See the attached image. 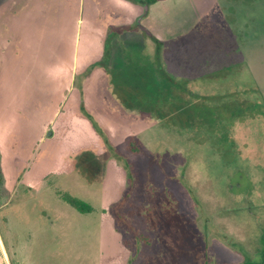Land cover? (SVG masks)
I'll return each mask as SVG.
<instances>
[{
	"label": "rangeland",
	"instance_id": "obj_1",
	"mask_svg": "<svg viewBox=\"0 0 264 264\" xmlns=\"http://www.w3.org/2000/svg\"><path fill=\"white\" fill-rule=\"evenodd\" d=\"M27 1L43 8L38 16L31 5L32 19L22 17L17 32L22 56L32 66L21 72L26 80L0 72V239L11 263L20 264L24 250L33 264L259 263L264 254V9L254 13L259 21L247 25L249 39L239 46L234 14L225 17L229 0H156L141 21L163 44L155 49L130 22L143 3L122 4L127 23H105L94 32L82 2L77 10L75 0ZM241 1L237 11L251 16L253 1ZM87 7L86 15L92 11ZM17 21L11 23L16 28ZM99 38L108 52L102 59ZM95 58L101 90L138 121L116 119V105L100 97L101 85L92 74L83 79L84 92L95 109L86 111H97L102 119L93 123L109 138L112 154L100 140L71 153L52 150L54 142L48 140L39 150L37 128L56 121L75 100L74 90L60 104L74 81L68 69ZM86 68L78 71V85ZM163 75L178 84L194 78L186 88L193 99L178 95ZM56 85L59 92L50 99ZM23 86L28 90L22 94ZM213 121L221 122L220 133L227 137L206 135L216 126ZM64 122L48 130L57 137ZM123 164L135 183L131 197L121 200L128 174ZM66 197L85 203L90 215L79 218ZM33 212L38 228L40 214L46 221L51 216L52 232L26 226Z\"/></svg>",
	"mask_w": 264,
	"mask_h": 264
},
{
	"label": "crops",
	"instance_id": "obj_2",
	"mask_svg": "<svg viewBox=\"0 0 264 264\" xmlns=\"http://www.w3.org/2000/svg\"><path fill=\"white\" fill-rule=\"evenodd\" d=\"M77 1V4L74 5L75 9H79V6L81 5L82 2V14H84L85 18L87 19V21L89 22V27H91V29L95 32L100 31V29L104 28L103 25H106L109 23L108 26H112V25H122V24H126L127 20L123 18V8H122V4L127 5V6H132L135 7L133 5H131L130 3L124 1V0H116L114 2V5L109 4L107 0H98V3H95L94 0H89L91 5L90 7H87V3L86 0H75ZM104 1V2H103ZM15 5L12 6L11 9V5H10V0H4L3 3L0 4V72L4 73L2 75V77H16V78H24V74H21V72L23 71V69L25 70L26 67L32 66L31 63H27V59L25 57V59L22 56V50H21V38L20 36H18L17 32L21 31L22 23V17L24 18H31V13L34 10V8L31 5H36V8L39 9V13L38 16H40V11H43V8H40V5L38 4V2H33L28 4L27 0H14ZM98 4V5H96ZM107 10L102 16L103 18H101V15H98L96 13V8L97 6H101V5ZM89 5V2H88ZM16 7V10H18V16H13L14 13H17L16 10L14 11ZM86 7L87 8H91L92 11L90 10L89 14H85L86 13ZM93 7L95 9H93ZM122 8V9H121ZM11 11H13L14 13H12L13 15L11 16ZM93 12V13H91ZM37 16V17H38ZM35 18L36 20H38L39 18ZM17 19V23H18V28H16V25H12L11 23L13 22V20ZM32 19V18H31ZM126 21V22H125ZM77 22H79V19H77ZM104 23V24H103ZM106 23V24H105ZM82 24V21H81ZM144 27V26H143ZM145 28V27H144ZM146 29V28H145ZM147 31V30H146ZM103 32V31H102ZM76 33V32H75ZM103 36V34H102ZM97 41H99L98 43H96V45H98L99 47V56L98 59L101 58L102 59V54H105V49L103 50V43H102V38H99ZM103 54V56H104ZM97 58L95 59H90L88 61H86V63L79 69L78 65L74 66L71 65L70 69H68V74L71 76V78H73V82L71 81V90H70V86L67 89V93L61 98V102L62 103L63 99L65 98V96L67 95L70 96L72 94L73 97V91L75 90L76 92V96H75V100L73 99V103H71V107L70 109H62V113L58 114V118L56 121H47L44 125H41L40 127L37 128L36 131V137L34 138L35 143H38V149H45L48 147V140H52L54 142V146L51 145L49 148H51L54 151H58V152H62V149H66V153H71L80 149H89V148H85L88 146H96L98 140H100L96 134L94 133V131L91 128V125L89 124L88 121H86L84 119V117L80 114L79 112V103L81 101V99L79 100V98L81 96L84 97L83 102H84V106L86 110H89L91 112V110L95 109L93 106H91L87 101V97L85 94V89H84V80L85 77H92V74H94V76L98 79L97 84L98 86H100L101 83V78H102V71L99 70L98 68L92 66V63L95 60H98ZM100 59V60H101ZM87 66V68L84 70L86 71L85 74L82 77V81H80V85L77 84L78 82V71L83 70L85 67ZM25 72V71H23ZM53 75V74H52ZM51 75V76H52ZM58 75V74H56ZM22 76V77H21ZM1 77V76H0ZM50 77V76H49ZM45 78V77H43ZM39 79L38 81H42V79ZM76 80H75V79ZM100 78V79H99ZM24 80H26V78H24ZM36 91H42L41 87H38V83H35L34 87H33ZM55 88V92L53 91V89ZM52 88L51 90H49L50 92V99L52 98V96L55 94H57L58 91V87L57 85ZM26 86L21 87L20 92L26 93ZM28 90V89H27ZM70 90V91H69ZM69 91V92H68ZM39 92V93H40ZM49 101V100H48ZM66 102H68V100L66 99ZM40 103V102H39ZM59 104V103H58ZM59 104V105H60ZM90 106V107H89ZM96 118L98 117V121H102V119L98 116L97 111L92 113ZM57 121H65L64 125L67 127L69 126H75V128H73V130H69V132H65V128H64V132L61 131V133H59L57 135V137L54 136V132L52 133L51 130L49 131L48 129H50L49 127L53 128L54 123H56ZM103 121H106V119H104ZM50 125V126H49ZM41 128V129H40ZM39 130V131H38ZM38 132V134H37ZM48 133H50L48 135ZM68 139V145H65V139ZM101 142V141H100ZM57 143V144H56ZM68 146V147H67ZM23 149V148H22ZM69 151V152H68ZM54 153V152H53ZM53 153H50V155H53ZM32 164V162H31ZM34 166L33 164L31 165V167ZM89 190V189H88ZM35 206H37L35 204ZM70 206V205H68ZM39 208V206H37ZM71 208L75 209L74 207L70 206ZM40 209V208H39ZM76 210V209H75ZM45 211V209H44ZM78 211V210H77ZM86 213V214H85ZM35 214L33 212V217L31 216L32 223L30 222V220L27 219L25 220L26 226H29L30 229L35 227L34 230L32 231H38L41 234V230L42 227H46V232H52L51 229L53 228V219H51V216L47 215V221L44 219H42V215L45 214H40L41 216V221L43 226H41L40 228H38V223L39 222V216L37 215L36 219H35ZM80 215L85 216L86 215H90V213L87 212H80L79 214V218ZM35 223V224H33ZM37 225V226H36ZM41 225V224H40ZM39 225V226H40ZM59 225V221L58 224L56 223V226L58 227ZM102 225H100L101 228ZM115 229H112L111 231H113ZM68 240V238H67ZM71 247V246H68ZM65 249V248H64ZM25 250L24 252H22L21 256L19 257L20 259V264H29L32 263L33 264V260L32 258H30L28 255L25 254ZM11 259L8 258L5 250H4V246L1 242L0 239V264H12L11 261L9 260ZM32 260V261H31ZM38 261V260H37Z\"/></svg>",
	"mask_w": 264,
	"mask_h": 264
},
{
	"label": "trees",
	"instance_id": "obj_3",
	"mask_svg": "<svg viewBox=\"0 0 264 264\" xmlns=\"http://www.w3.org/2000/svg\"><path fill=\"white\" fill-rule=\"evenodd\" d=\"M125 1H128V2H130V3H133V4H140V3H143V4H145V5H151V4H153V3H155L156 2V0H125ZM253 1V3H251L252 5H253V7H254V9L249 13V15H251V16H246V15H248L247 13H244V12H241V13H239L238 11H237V8H240V7H242L241 5H243L244 4V2L243 1H241V0H229V5H228V13H226V15H225V17L226 16H233V14H234V20H233V25L235 26V28H234V41L236 40V41H238L239 43H237L239 46H242V40H244V39H249V37L247 36V33H246V30H245V28L247 27V25H249V23H256L257 21H259V19L256 17V15L257 14H259V12H262L263 11V9H264V7H261L262 6V3L264 2V1H262V0H252ZM258 1H259V5H258ZM262 1V2H261ZM254 13H257V14H254ZM254 14V15H253ZM246 16V17H245ZM256 19V20H255ZM249 21V22H248ZM230 23V22H229ZM262 23H264V22H262ZM257 24H260V23H257ZM229 26H231V24H229ZM250 26V25H249ZM262 28V30L264 29V27H261ZM144 31V30H143ZM248 31V30H247ZM145 37H148L149 38V34L147 33V32H145L144 31V33H142ZM253 36V33H250L249 34V36ZM255 36V35H254ZM151 37V36H150ZM248 37V38H247ZM163 45L162 43H160V42H158L157 40H155V45H156V47L158 46V45ZM236 44V46H238ZM245 45V44H244ZM230 48H231V46H230ZM157 53V52H156ZM157 56V55H156ZM159 68V66L156 64V70ZM161 69H158V71H160ZM179 70V69H178ZM161 73V72H160ZM163 78L166 80L165 82L168 84H171L174 88H176V92L178 93V95H181V96H186V98L188 99V98H190L191 100L193 99V97L195 96V94L194 95H191L190 94V96L188 97V94H186L187 93V91L189 92V90H187L186 88H187V85H188V82H190V81H194V78H191V79H186V78H184V79H182V83H180V84H178V83H174L173 81H172V79L169 77V76H164L163 75ZM219 79V78H218ZM218 79H216V80H218ZM220 79H222V78H220ZM228 85H229V83H228ZM181 86V87H180ZM178 90H180V92H178ZM190 93V92H189ZM201 97H203V96H201ZM224 98L225 97H221V101L222 102H227L228 103V105L231 103V101H229V100H224ZM257 106V107H256ZM259 105H257V104H255L254 103V105H253V110H258L259 109ZM247 109V108H246ZM245 109V110H246ZM79 112H80V114L82 115V116H84V117H90V115L84 110V108H83V105H82V103L80 102V105H79ZM244 112V114L246 113V111H243ZM245 115H247V114H245ZM263 116H264V113H263ZM245 117H248V116H245ZM90 123H91V125H92V127H93V129H94V132L99 136V139H100V141H101V143H102V145L104 146V147H106L107 148V151H109V153L110 154H112L110 151H111V149H112V147L110 146V144H109V141L107 140V138H106V136L104 135V133L100 130V129H98L95 125H94V123H93V121H89ZM220 124H221V122H219ZM219 123L218 122H216V121H213V124H215L214 126V128L213 129H211L209 132V134H206L207 136H211V137H214V134L216 135V134H221V136L220 137H222V138H225V137H227V135H226V133H220L221 131H220V127H219ZM94 125V126H93ZM222 125V124H221ZM201 130V129H200ZM211 131H213V134H211L212 132ZM208 133V132H207ZM228 142L227 141V138H226V140H223V141H221V143H222V145L223 144H226V143ZM224 146V145H223ZM114 149V148H113ZM113 157V159L115 160V161H120L121 159H120V157L118 156V155H113L112 156ZM126 164V163H125ZM125 164H123L122 166H123V169H124V171L125 172H127V170L128 169H126V168H128ZM128 173V172H127ZM1 177V176H0ZM127 180H126V182H127V185H126V189H127V191H126V193H125V191L121 194V200L122 199H127L128 197L130 198L131 197V190L133 189V184L135 183V179L134 178H132V174L131 173H128L127 174V178H126ZM119 199V200H120ZM121 200L120 201H118V203H119V206L121 207ZM65 201L70 205V206H72V207H74L76 210H78V211H80V212H89V208H88V206L85 204V203H83V202H81V201H79V200H77V199H74V198H71V197H66L65 198ZM121 217H120V215L119 214H114V219L116 220V221H119L118 219H120ZM252 264H264V254L260 257V260H259V263H252Z\"/></svg>",
	"mask_w": 264,
	"mask_h": 264
},
{
	"label": "flooded vegetation",
	"instance_id": "obj_4",
	"mask_svg": "<svg viewBox=\"0 0 264 264\" xmlns=\"http://www.w3.org/2000/svg\"><path fill=\"white\" fill-rule=\"evenodd\" d=\"M125 1V0H124ZM126 2H128V1H126ZM128 3H130V2H128ZM131 5H133V6H135V7H138V4H133V3H130ZM226 8H227V5L225 6ZM93 9H95V8H93ZM147 10H148V7H147V5H145V4H143V7H142V12L141 13H137L133 18H132V20L130 21L131 22V24H133V26L140 32V33H144V31L143 30H141L140 29V27L139 26H142L143 27V25L141 24V21L144 19V16L146 15V12H147ZM107 10L103 7V6H97V8H96V13L98 14V15H103L105 12H106ZM91 13H93V12H91ZM104 16V15H103ZM103 16L101 17V18H103ZM217 24V23H216ZM145 32H147L150 36H151V34L148 32V31H146L145 30ZM149 36V38H148V40H152V42H153V46L155 47V49H156V46H155V40H157L155 37H153V36H151L150 37ZM158 41V40H157ZM105 51V54H107L108 52H107V50H104ZM104 54V53H103ZM103 54H102V58H105V57H103ZM104 54V55H105ZM106 59H107V57H106ZM181 87V86H180ZM101 88H102V85H101V87H100V89H99V93H100V97L101 98H103V96L104 97H106L107 99H109V98H111L105 91H102L101 90ZM107 95H106V94ZM81 99V103H82V105H83V108H84V110L86 111V109H85V106H84V102H83V99H84V97L83 96H81L80 98H79V100ZM104 99V98H103ZM110 100V99H109ZM108 100V101H109ZM111 101L114 103V105H116V108H117V110H118V114H119V116L120 117H116V119H118V121H122L123 120V118H129L131 121H133V120H135V121H138V117L136 116V115H134V113L131 111V110H128V109H123V108H121L120 106H117V104L112 100V98H111ZM110 101V102H111ZM111 102V104H113ZM110 104V105H111ZM79 105H80V103H79ZM112 106V105H111ZM87 112V111H86ZM122 113V114H121ZM89 115H90V117H84V119L86 120V121H93V120H95L96 121V119L97 118H95L94 117V115L92 114L91 115V113H88ZM122 115H123V117H122ZM135 116V117H134ZM124 119V120H125ZM104 120V119H103ZM90 123V122H89ZM95 133V132H94ZM96 134V133H95ZM96 136L99 138V136L96 134ZM108 140H109V138H108Z\"/></svg>",
	"mask_w": 264,
	"mask_h": 264
},
{
	"label": "water",
	"instance_id": "obj_5",
	"mask_svg": "<svg viewBox=\"0 0 264 264\" xmlns=\"http://www.w3.org/2000/svg\"><path fill=\"white\" fill-rule=\"evenodd\" d=\"M139 27H140L141 30H144V31L146 30V29H145L144 27H142V26H139ZM49 134H50V133H48V135H49Z\"/></svg>",
	"mask_w": 264,
	"mask_h": 264
}]
</instances>
